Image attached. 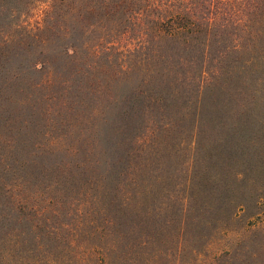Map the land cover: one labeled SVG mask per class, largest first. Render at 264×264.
<instances>
[{"label": "rangeland", "instance_id": "1", "mask_svg": "<svg viewBox=\"0 0 264 264\" xmlns=\"http://www.w3.org/2000/svg\"><path fill=\"white\" fill-rule=\"evenodd\" d=\"M0 264H264V0H0Z\"/></svg>", "mask_w": 264, "mask_h": 264}]
</instances>
